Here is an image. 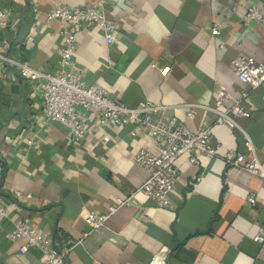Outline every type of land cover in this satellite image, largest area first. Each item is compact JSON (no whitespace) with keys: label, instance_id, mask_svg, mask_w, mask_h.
I'll list each match as a JSON object with an SVG mask.
<instances>
[{"label":"crops","instance_id":"crops-1","mask_svg":"<svg viewBox=\"0 0 264 264\" xmlns=\"http://www.w3.org/2000/svg\"><path fill=\"white\" fill-rule=\"evenodd\" d=\"M98 0H0L12 11L0 36L7 55L49 73L59 68L62 23L47 21L55 6L85 8ZM117 40L107 45L103 31L86 26L75 59L90 84L128 106L142 101L164 107L155 118L195 131L211 126L209 142L218 155H188L175 161L178 175L168 206L142 193L120 208L99 232L85 216L105 213L147 178L134 161L142 149L158 152L153 137L132 124L102 127L94 114V134L78 139L67 126L40 116L44 81L24 79L10 65L0 70V201L21 191L19 209L0 228V264H38L42 252L19 249L25 238L11 237L19 217L48 233L54 246L71 247L65 264H148L168 249L167 264H264V179L226 163L235 150L246 160L264 161V85L251 89L234 74L232 60L250 56L264 64V25L242 24L252 4L264 0H105ZM213 24L220 34L213 36ZM162 67H169L163 75ZM225 88L250 112L238 128L215 124L216 91ZM220 107L225 110L232 100ZM191 114V115H190ZM85 116V115H84ZM86 118V116H85ZM33 141V145L28 144ZM251 149H249V146ZM253 193L255 204L247 203ZM30 194V197H26ZM88 234V235H86Z\"/></svg>","mask_w":264,"mask_h":264},{"label":"built area","instance_id":"built-area-1","mask_svg":"<svg viewBox=\"0 0 264 264\" xmlns=\"http://www.w3.org/2000/svg\"><path fill=\"white\" fill-rule=\"evenodd\" d=\"M105 6V0H98L96 4L85 8L55 6L48 12V22L58 20L63 25L59 68L55 73L34 69L25 62L4 53L0 46V70L4 65H10L18 70L24 79L44 81L40 116L45 123H61L67 126L78 139H85L94 134L95 125L90 118L91 114H94L99 126L132 124L135 126L132 135L142 130L154 139L158 152L142 148L134 156V161L147 172L144 183L130 190L125 198H117L107 212L89 211L85 216V222L90 227L88 234L101 231L110 217L120 208L134 203L137 193H142L147 199L153 200L157 206H168V195L179 173L175 161L181 155H188L191 163L196 161L197 155L208 158L218 155V147L209 142L211 126L205 125L192 131L184 124H163L155 116L162 113L164 107L153 105L149 101H142L134 107L128 106L113 99L103 86L96 83L90 84L85 80L75 59L79 35L83 29L89 25L100 28L107 45H113L117 40L115 25L109 20ZM11 15L10 9L0 7V36L7 27ZM241 22L244 25L250 22L264 25V12L257 4H252L242 16ZM210 34L218 36L220 27L213 24ZM232 67L237 79L251 89L264 85L262 62L250 56L238 55L232 60ZM168 70L169 67L160 68L163 75H167ZM229 99L231 97L227 90L223 87L219 88L216 91L213 106L209 108L217 115L215 124L234 129L239 127L237 118H249L251 114L241 106L239 99H231L230 107L221 110L222 104ZM261 99L264 103V95ZM28 144L33 145V141L28 140ZM248 146L251 149V146ZM221 157L229 165L264 179V161L255 158L246 160L242 153L235 150L227 151ZM23 196L21 191H15L6 203L0 201V228L8 217V212L19 209V199ZM30 196V194L26 195V197ZM247 203L251 206L255 204L253 193L248 195ZM11 237L25 238L26 243L19 249L21 254H26L30 247L40 248L42 257L38 264H65V259L72 250L71 247L54 246L50 235L33 225L29 217H19L15 221ZM254 240L264 243V231L258 233ZM167 258L168 249L164 248L155 253L148 264H167Z\"/></svg>","mask_w":264,"mask_h":264}]
</instances>
